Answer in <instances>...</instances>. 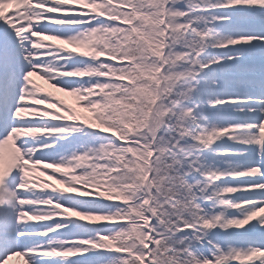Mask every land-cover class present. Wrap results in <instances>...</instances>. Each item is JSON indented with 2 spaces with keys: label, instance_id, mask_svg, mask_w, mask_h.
<instances>
[{
  "label": "snow or ice",
  "instance_id": "1",
  "mask_svg": "<svg viewBox=\"0 0 264 264\" xmlns=\"http://www.w3.org/2000/svg\"><path fill=\"white\" fill-rule=\"evenodd\" d=\"M13 257L264 264V0H0Z\"/></svg>",
  "mask_w": 264,
  "mask_h": 264
},
{
  "label": "rangeland",
  "instance_id": "2",
  "mask_svg": "<svg viewBox=\"0 0 264 264\" xmlns=\"http://www.w3.org/2000/svg\"><path fill=\"white\" fill-rule=\"evenodd\" d=\"M34 79H37V83H40L46 89L48 88V85L45 84L44 81H41V80H39L38 78H35V77H34ZM48 90L55 91L54 89H48ZM56 95L61 96L62 98L65 99L66 102H68L70 104H74L75 103L74 98H72V97L64 96V94H62V93H56ZM8 264H24V258H22V257H13L12 260H10L8 262Z\"/></svg>",
  "mask_w": 264,
  "mask_h": 264
}]
</instances>
